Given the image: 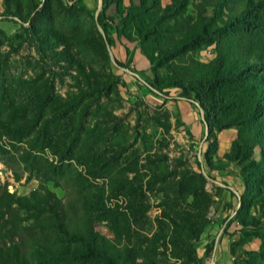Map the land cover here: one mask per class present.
Returning <instances> with one entry per match:
<instances>
[{
  "label": "rangeland",
  "instance_id": "obj_1",
  "mask_svg": "<svg viewBox=\"0 0 264 264\" xmlns=\"http://www.w3.org/2000/svg\"><path fill=\"white\" fill-rule=\"evenodd\" d=\"M157 1L165 7L176 0ZM131 2L140 4V0H122V6ZM202 3L187 0L181 14L169 21L178 28L174 38L180 39L195 25ZM102 12L106 32L98 22ZM125 15L124 8L103 7L102 0H0V125L2 121L23 126L8 134L0 129V184L15 197H29L46 187L63 199L69 212L77 213L82 227L84 220L91 222L99 237L114 239L121 248L144 249L163 213L181 222L177 213L186 206L175 192V183L182 172L202 173L206 190L220 195L208 212L213 231L210 237L202 233L195 245L200 263L174 257L169 244H158L153 254L159 264H214V245L221 237L236 234L228 245L238 257L230 253L231 259L233 264H245L246 252L262 245L264 205L255 201L263 194L252 192L245 197L251 203L242 204L238 193L243 182L237 178L236 164L231 163L226 173L209 170L202 111L195 101L180 96L178 89L153 85L155 78L144 53H152L154 45L140 40L132 25H124ZM214 54V45L192 51L203 62ZM168 81L169 74L161 69L158 82ZM87 83L99 85L100 91L90 95ZM60 99L73 100L75 106L58 121L53 108ZM75 121L84 136L76 139L84 140L70 153L39 149L41 139L50 137L59 144L69 139ZM41 127L46 131L41 132ZM234 136L233 129L217 133L220 149L213 160L223 157ZM254 157L260 159L258 148ZM262 179L264 172L258 178ZM133 203L146 206L136 224L129 211ZM3 209L0 246L16 244L33 264H103L78 255L52 261L47 239L58 244L67 241L51 220L39 210L15 203ZM208 247L212 250L206 257ZM252 262L264 264L258 257Z\"/></svg>",
  "mask_w": 264,
  "mask_h": 264
},
{
  "label": "trees",
  "instance_id": "obj_2",
  "mask_svg": "<svg viewBox=\"0 0 264 264\" xmlns=\"http://www.w3.org/2000/svg\"><path fill=\"white\" fill-rule=\"evenodd\" d=\"M109 4H114L117 10L124 8V25H132L140 40L152 41L154 50L144 55L150 62L155 78L153 85L178 89L180 96L198 104L206 127L208 146L204 160L209 170L223 171L235 163L243 182L241 203L250 204L245 197L255 192L263 194L255 203L264 205V179L258 180L264 172V0H203L197 8L195 25L188 28L180 39L172 36L178 28L169 21L181 14L187 0H176L165 7H160L157 0L151 3L140 0L138 6L131 2L128 7L122 6V0H102L103 7ZM207 7L211 8L209 12L206 11ZM103 16L102 12L98 22L106 32ZM121 35L130 38L126 33ZM201 45H214V56L205 62L192 55L194 48ZM161 69L169 74L167 83L158 82ZM87 88L86 92L90 95L100 91L97 84L87 83ZM73 98L82 100L80 95H74ZM55 102L57 107L53 111L58 114V121L74 110L73 100L60 99ZM1 124L0 129H4L7 134L21 126L17 124L14 127L2 121ZM79 125L80 122H74L72 136L63 139L62 144L49 137L41 139L39 149L53 151L57 148L63 155L70 153L74 146L84 140L76 139L84 137ZM24 127L26 131H31V126ZM46 129L41 127L39 130L44 132ZM225 129H233L235 136L223 157L213 160L219 146L217 133ZM256 148L259 149V160L254 157ZM34 160L33 157L31 162ZM45 180L52 179L46 177ZM205 185L206 177L202 173L189 169L182 172L175 183V192L186 206V209L177 213L181 222L163 213V217L158 219L157 232L144 249L140 246L136 249L127 246L121 248L116 240L99 237L91 222L84 220L82 227L77 213L73 215L69 212L63 199L43 186L34 190L29 197H15L14 193L8 192L0 184V228H5L3 207L15 203L25 209L41 211L51 220L49 223L52 227L62 235L60 238L67 241L58 244L47 239L51 244L49 257L52 261L78 255L82 260H95L103 264H159L153 254L154 250L158 244H169L174 257L182 258L186 263H200L201 257L197 255L195 245L210 223L208 212L215 203L214 197L220 195V192L210 194ZM83 200L86 202L87 198ZM129 211L133 224H136L145 213L146 206L133 203ZM86 218L88 216L85 214ZM242 224L250 225L248 220H242ZM7 232L10 233V230ZM211 250L206 248V257ZM230 253L238 257L231 250ZM246 254L249 258L244 259L245 264H254V257L264 261V236L260 248L247 251ZM139 258L144 261H138ZM0 264H33V261L12 243L0 246Z\"/></svg>",
  "mask_w": 264,
  "mask_h": 264
},
{
  "label": "crops",
  "instance_id": "obj_3",
  "mask_svg": "<svg viewBox=\"0 0 264 264\" xmlns=\"http://www.w3.org/2000/svg\"><path fill=\"white\" fill-rule=\"evenodd\" d=\"M220 147L218 146V150L219 151ZM228 171V169L226 170H223L221 172H224L226 173ZM239 178V177H237ZM243 190H240V193L239 196H241ZM207 225L205 227V230L203 232V235L205 234V236H209V233L213 231V227L212 226H209ZM210 237V236H209ZM226 237V238H225ZM220 238V237H219ZM236 238V234H233V235H226L224 237H221L220 240L217 241V244L214 245V249H213V252H212V255H211V259L213 258V262L214 264H233V261H232V257H231V254H230V249H229V243L230 240ZM214 240V239H213ZM214 242V241H213ZM256 244V243H254ZM246 246H250V244H245V248ZM212 261V260H211Z\"/></svg>",
  "mask_w": 264,
  "mask_h": 264
}]
</instances>
